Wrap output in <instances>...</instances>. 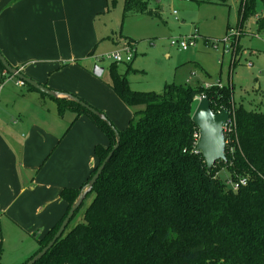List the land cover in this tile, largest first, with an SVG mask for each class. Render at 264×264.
I'll use <instances>...</instances> for the list:
<instances>
[{
    "label": "trees",
    "instance_id": "1",
    "mask_svg": "<svg viewBox=\"0 0 264 264\" xmlns=\"http://www.w3.org/2000/svg\"><path fill=\"white\" fill-rule=\"evenodd\" d=\"M258 1L240 0V28L248 17L256 16ZM149 3L125 0L124 18L159 17ZM258 24L264 30V19ZM0 70L3 82L6 71L1 62ZM109 86L134 109L133 117L124 130L110 121L119 132L120 146L85 199L93 196L83 221L68 230L71 221L36 264H264V111L236 108L234 91L227 86L205 89L173 83L160 94L134 91L116 63L109 70ZM202 95L214 112L236 109L238 145L232 153L227 148L226 161L211 171L195 150L198 128L193 114L195 99ZM54 101L59 117L66 110L76 113L71 127L85 115L106 134L109 145L95 146L99 165L81 188L61 191L67 213L39 240L37 253L53 240L81 190L116 144L114 131L98 117L74 102ZM225 169L230 176L224 180L220 173ZM245 176L246 186L238 191L229 186V180Z\"/></svg>",
    "mask_w": 264,
    "mask_h": 264
},
{
    "label": "crops",
    "instance_id": "2",
    "mask_svg": "<svg viewBox=\"0 0 264 264\" xmlns=\"http://www.w3.org/2000/svg\"><path fill=\"white\" fill-rule=\"evenodd\" d=\"M223 1L216 4L228 5ZM102 9L101 0H1L0 52L25 77L97 106V98L85 87L94 84L105 97L116 96L109 75L99 83L97 78L102 76L74 61L84 59L97 41L95 21ZM258 30L263 31L259 24ZM65 62L69 64L61 66ZM30 65L38 70L27 72ZM5 88L0 91V217L16 220L41 240L67 212L61 191L83 186L97 165L94 148L102 144H95L97 127L83 115L76 122L86 134L68 145L76 122L67 126L53 99L28 87L22 96L1 94ZM65 112H71L67 117L75 120L74 111Z\"/></svg>",
    "mask_w": 264,
    "mask_h": 264
},
{
    "label": "rangeland",
    "instance_id": "3",
    "mask_svg": "<svg viewBox=\"0 0 264 264\" xmlns=\"http://www.w3.org/2000/svg\"><path fill=\"white\" fill-rule=\"evenodd\" d=\"M101 1L103 9L95 21L97 41L85 53L87 55L84 59L77 60L80 65H86L89 69L93 70L95 66L104 69L102 77L97 78L99 83L108 77L114 64L108 56L123 52L124 46L130 45L131 42L134 46L132 62L119 63L117 66L120 73L126 74L132 90L160 94L165 85L173 83L190 87H196L198 84L205 87L208 84L211 88L219 87L220 83L233 89L236 108L243 105L247 110L264 111V30H258L255 15L244 21L243 28L239 27V0H227L228 5L216 4L219 0H162L160 4L150 0V9L157 10L159 14V17L154 18L145 14L124 18L125 0H115L116 5H113L114 0ZM263 3L264 1L260 0L257 6L260 14L256 13V16L264 17ZM174 11L178 13V20ZM231 30L234 32L231 33ZM236 31L240 37L237 38L235 57L232 53L234 48L223 56L222 44L218 50L205 48L203 37L222 43L225 37L233 36ZM193 34L199 37L194 48L182 51L171 45L173 39ZM64 64L69 62L62 63L61 66ZM128 66H131L130 69ZM31 70L38 68L30 65L27 72ZM9 78L10 75L4 78L6 88L1 94L22 96L27 92V85L21 88L16 86L17 77H13L11 81ZM1 81L0 73V85ZM85 88L98 102L97 106L89 104L103 113L118 130L127 128L134 109L124 106L114 94L108 98L98 93L94 84L88 83ZM69 113L71 112L64 113L63 121L67 122V126L70 123L71 127L73 119H68ZM233 115L236 118V109ZM77 122L70 130L72 138L68 145L74 144L86 134L83 126ZM94 138L97 140L95 144L105 146L109 142L106 134L98 127ZM98 165L99 163L93 170ZM220 175L225 180L229 178L230 173L225 169ZM92 200L93 196L85 200L68 230L83 221L84 212ZM39 238L24 226L18 225L16 220L0 217V263L25 264L39 251Z\"/></svg>",
    "mask_w": 264,
    "mask_h": 264
},
{
    "label": "water",
    "instance_id": "4",
    "mask_svg": "<svg viewBox=\"0 0 264 264\" xmlns=\"http://www.w3.org/2000/svg\"><path fill=\"white\" fill-rule=\"evenodd\" d=\"M155 3L160 4L162 0H154ZM0 62L2 63L5 71L13 76H16L20 80L24 81L27 85L34 88L36 91L40 92L47 97L54 100H65L69 102H74L84 108L89 114L98 117L100 120L105 122L115 133L116 144L114 145L112 151L109 153L107 158L98 168L96 174L88 182L86 186L83 187L76 201L72 205L67 217L63 221L61 227L56 233L53 240L43 248L39 253H37L30 261L26 264H36L41 259H43L49 250L54 246V244L63 236L76 212L80 209L84 203L86 197L92 192L94 185L98 181L99 177L103 173L107 163L112 158L114 152L119 148L121 138L117 129L112 126L110 120L100 111L91 107L89 104L85 103L77 96L63 92L50 89L44 85L33 81L19 73L17 69L12 67L5 57L0 52ZM104 73V69L95 66L93 69V74L96 77H101ZM230 114L228 109H223L221 112H214L211 108L210 100L208 97L198 101L196 110L193 114V121L197 126L200 136L196 146V149L202 154L209 171H211L214 166L220 161H226V143H225V132L224 129L229 122Z\"/></svg>",
    "mask_w": 264,
    "mask_h": 264
},
{
    "label": "built area",
    "instance_id": "5",
    "mask_svg": "<svg viewBox=\"0 0 264 264\" xmlns=\"http://www.w3.org/2000/svg\"><path fill=\"white\" fill-rule=\"evenodd\" d=\"M174 14L176 15L177 12L175 11ZM257 22L260 21V17L257 15L255 16ZM240 30V28H238ZM238 31V30H237ZM235 32V34L233 36H227L224 38L222 43H219L218 41H214L210 38H206L204 39V44L205 47L207 49H212V50H218L220 44L223 45L222 48V53L223 56L227 53H230V50L233 49V57H235V55H237V46H238V39L240 37V34L238 32ZM231 33H233L234 31H230ZM238 38V39H237ZM199 41V37L197 36V34H193L189 37L185 36V37H179V38H175L171 41V45L173 47H176L182 51H187L190 48H194L196 46V44H198ZM125 50L123 52H115L112 53L111 55L108 56L109 60L114 61V63L119 64V63H130L133 60V56H132V49H133V45H125ZM124 53L126 54V56H124ZM20 73V72H19ZM7 73L5 72L4 77H6ZM13 77L16 76H10L9 80L11 81V79H13ZM5 82H1L0 85V91L3 89V87L5 86ZM218 84V83H217ZM26 85V83L22 80H20L18 78V80L16 81V86L18 87H24ZM219 87L221 88L222 85L219 83ZM205 89H210L211 85H205L204 87ZM205 96L202 95L200 97H197L195 99L196 102H198L199 100L203 99ZM222 110H219L218 112H221ZM234 110L232 112L229 111L230 114V119L229 122L227 123L224 132H225V143H226V149L228 148V150L232 153L235 150V147L238 145V136H237V121L235 116L233 115ZM199 130L198 132L195 134V150L197 153H200L197 149V143L199 140ZM247 179L241 178L239 181H233V180H229L228 184L229 186L234 190V191H238L241 187H244L247 185Z\"/></svg>",
    "mask_w": 264,
    "mask_h": 264
}]
</instances>
